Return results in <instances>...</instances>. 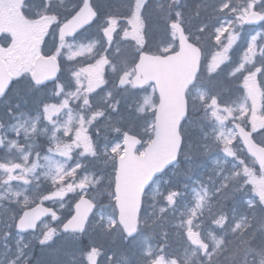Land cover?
I'll list each match as a JSON object with an SVG mask.
<instances>
[{
    "label": "snow or ice",
    "instance_id": "obj_1",
    "mask_svg": "<svg viewBox=\"0 0 264 264\" xmlns=\"http://www.w3.org/2000/svg\"><path fill=\"white\" fill-rule=\"evenodd\" d=\"M260 2L250 3L252 15ZM242 3L121 0L101 15L97 0H76L63 18L45 13L51 23L31 61L0 71V101L7 103L14 84L26 81L34 112L29 119L26 111L13 116L8 109L14 123L7 132L0 122L7 227L35 231L45 221L41 245L61 233L79 240L90 230L103 243L85 246L84 264H264V172L255 176L245 156L264 153V48L257 51L253 42L240 60L232 59L237 10L249 11ZM169 105V155L133 185L126 164L131 129L143 121L154 130ZM40 135L48 138L46 154L36 145ZM181 152L188 161L222 153L228 165L223 178L224 169L214 167L216 178L197 181L193 202L187 185L155 184ZM192 172L189 163L183 175L191 179ZM46 218L52 225L63 221L60 231ZM176 238L183 255L173 247Z\"/></svg>",
    "mask_w": 264,
    "mask_h": 264
},
{
    "label": "rangeland",
    "instance_id": "obj_2",
    "mask_svg": "<svg viewBox=\"0 0 264 264\" xmlns=\"http://www.w3.org/2000/svg\"><path fill=\"white\" fill-rule=\"evenodd\" d=\"M51 1L55 2L56 7L62 10L63 12L66 11L69 12L68 10L71 9L72 5L76 3V0H63V2L65 3H61V0H51ZM117 1L118 3H121V0H117ZM115 2L116 0L113 1V3ZM251 2H254V0H243V3L241 5L242 8L249 10L247 14L251 12L250 9ZM29 3H32V0H27V2L26 0H0V33L5 32V37H3L1 41L2 46L0 47V58L5 59L8 69L11 63V59H14L15 57L20 58L21 61H23L24 65L27 66V64L31 61L34 55L33 49L37 51L39 50L40 38L44 35L45 31L48 29L51 23V20L49 18H45L44 12H42L39 15L37 21H35V17L32 16V13L27 6V4ZM97 3L99 5V0H97ZM23 5H25V12L23 13L24 17H22L21 14L19 13ZM114 6H115L114 4H107L105 9L110 10L114 8ZM255 11L257 12L264 11V0H261L260 3L255 4ZM247 14L241 12L238 8L236 15H239L241 19L236 24L237 27L242 26V21L244 20ZM58 15L61 18L64 17L62 16V14H60V12ZM47 16L51 17L48 14ZM231 19H235V17L233 16L231 17ZM235 32L238 34V36L242 33V32H238L236 26H235ZM263 33L264 30L262 31V34ZM251 38L254 39L253 37ZM241 45H242L241 43L235 44L232 50L237 51ZM251 45L252 43L248 42L247 48H249ZM50 49H51L50 46L45 47L46 51ZM246 50H241L239 54H237L236 52H235L236 54H234L233 52L234 58L240 60L242 58L243 52ZM257 57L259 58V56ZM11 64L13 65V63ZM193 95H195V93ZM194 103H198V100L194 101ZM257 107H259V94H257ZM28 118L31 119L32 115L28 116ZM24 119H25L24 117L22 116L20 117L21 121H23ZM138 132L141 136L145 137L146 141L144 144H146L150 139L151 130H145L143 121L140 128L138 129ZM9 133L12 136V138H14V133L11 132ZM37 139L38 141L36 140V145L39 147V149L44 147L43 151L41 152L42 154H46V149L48 147V138L45 135H40ZM138 152L140 153L141 149H139ZM52 159L61 160L62 158L53 155ZM40 162L41 164L44 163L43 160H41ZM174 176L175 175H172L171 177ZM156 184L159 185L160 188H163L161 184L158 183ZM165 184H167V182ZM194 188L195 190L198 189L196 188V186ZM193 189H190L188 192L193 193L194 192ZM151 194H155L154 189ZM148 203H151V200H149ZM98 210L105 211L103 209H98ZM0 213L3 214L4 219L2 221L3 223L6 222L5 224L7 226V224L10 222L8 219L9 213L4 212L2 209H0ZM49 224L50 226H52L51 222H49ZM2 228L4 229L5 227ZM46 230L47 229L43 228V225H41L33 235L26 236L23 238L16 235L13 237L16 246L20 248L18 256L22 258L23 264L26 259H29L32 256L35 244L39 243V239L41 238L43 232ZM83 238L84 240L89 241L90 243H94L93 239H91L90 237L89 231L85 232ZM68 249H72V245H70L68 242L62 241L61 243H59L58 241H54L50 244L48 250H43L41 251V253H39L38 258L34 261L33 264H56L58 260V256H60L63 252H65ZM75 250H77L75 251V253L78 255V252L81 250L78 244H75ZM176 250L179 252L178 254L181 255L184 254L182 246H180V248ZM188 255H190V252L188 253ZM70 262L72 264L74 263L79 264L78 261H75V259L71 260ZM119 264H124V262L120 260ZM181 264H183V262ZM192 264H195L194 259L192 261Z\"/></svg>",
    "mask_w": 264,
    "mask_h": 264
},
{
    "label": "water",
    "instance_id": "obj_3",
    "mask_svg": "<svg viewBox=\"0 0 264 264\" xmlns=\"http://www.w3.org/2000/svg\"><path fill=\"white\" fill-rule=\"evenodd\" d=\"M259 15H252L247 20V24L256 25L263 22L264 19H259ZM1 70L3 67L0 65ZM174 110L173 105H169L167 111H161L156 117V127L154 129L153 139L151 143L144 149V155L142 157L134 155V149L138 142L136 138L131 137L128 141L129 150L126 156V164L129 168L130 180L133 185L142 178L152 168L161 164L169 155L171 143L174 137V129L172 126V112ZM255 151V149H253ZM249 156V155H248ZM258 159L253 158L260 170L261 162H264V153H257ZM160 174H157V176ZM16 232L24 234L28 231H18L15 226Z\"/></svg>",
    "mask_w": 264,
    "mask_h": 264
},
{
    "label": "bare ground",
    "instance_id": "obj_4",
    "mask_svg": "<svg viewBox=\"0 0 264 264\" xmlns=\"http://www.w3.org/2000/svg\"><path fill=\"white\" fill-rule=\"evenodd\" d=\"M100 10H101V15H103L104 12L106 11L105 8L100 9ZM221 156H222V153L212 152V153H209L206 157H202V158H195L194 157L191 161H188L186 159L184 160V164L185 165L183 166L184 167L183 173H185L187 171V165L189 163H191L192 166H193V172L191 174V177L192 178L194 177V179L192 180V183L189 184V187L186 190V195H187L188 202H193L196 199L195 192L189 193L188 191L190 189H193L195 186L198 189L200 188V185H199V183L197 181H199V180L207 181V178H208L209 175H211L213 178L216 177V172L215 171H211L212 169H211L210 166H212L213 164L218 162L219 159H221ZM198 189L196 191H198ZM228 206H229V208H231L232 207L231 203H229ZM243 206H244L243 201L240 198H238L237 205H236L237 212H243L244 211L242 209ZM3 219H4V216H3L2 213H0V222ZM5 223L6 222H4L2 224L3 227H5V225H6ZM61 223H63V222H61ZM14 225L15 224H13V226ZM2 230L5 232V228L4 229L2 228ZM89 233H90L91 239H93V242L96 245H100V244L103 243V241L99 238V236L96 233L90 232V230H89ZM3 240H4V237L0 236V241H3ZM62 241H66L70 245H72V249H68V250H66L65 252H63L61 254V255L64 256V258L66 260V263L67 264H72L70 261L75 259V261H78L79 264H84L83 258L81 256V252L84 249L81 248V250L78 252V255L75 253L76 250H75L74 246L78 242L77 235L76 234H71V233H61L60 237L58 239V242L61 243ZM173 245L175 246V249H179L180 246H182L181 242L179 240L173 242ZM19 250H20V248L18 246H16V244L14 242V239H11L9 241V245H8L7 248H3V247L0 246V254L8 255L9 258L12 261H15L17 259L18 254H19ZM74 264H76V263H74Z\"/></svg>",
    "mask_w": 264,
    "mask_h": 264
},
{
    "label": "trees",
    "instance_id": "obj_5",
    "mask_svg": "<svg viewBox=\"0 0 264 264\" xmlns=\"http://www.w3.org/2000/svg\"><path fill=\"white\" fill-rule=\"evenodd\" d=\"M249 37L247 36L246 40H244V46H243V50H246L247 48V43L249 42ZM260 48H264V33L261 34L260 36V39L258 41V49L257 51H259ZM257 59H259L257 57ZM261 82L264 83V77L261 78ZM185 154L183 155V158L181 160V165L178 169H175V171H178L177 174L175 175V177H168L166 178V181L169 183V187L170 186H177L178 184H180L181 187L187 185V189L189 187V184L192 183V180L194 179V177L191 179H188L187 177H185L183 174V171H184V160H185ZM223 166V167H222ZM211 167V166H210ZM214 167L219 170L221 168L224 169V172H222L221 174L224 175L226 172H227V163L225 162L224 159H222V156H221V159H219L218 162L215 163ZM183 173V174H182ZM182 174V175H181ZM216 178V177H215ZM218 182V181H217ZM186 189V190H187ZM41 248L39 246H36L35 248V260L38 258L39 256V253H40V250ZM40 250V251H39ZM62 258L65 260L64 256L62 255ZM66 261V260H65ZM61 263L63 264V261H61ZM28 264H31V262H28Z\"/></svg>",
    "mask_w": 264,
    "mask_h": 264
}]
</instances>
